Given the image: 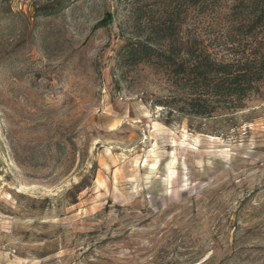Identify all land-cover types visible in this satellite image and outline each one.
Here are the masks:
<instances>
[{"label": "rangeland", "instance_id": "obj_1", "mask_svg": "<svg viewBox=\"0 0 264 264\" xmlns=\"http://www.w3.org/2000/svg\"><path fill=\"white\" fill-rule=\"evenodd\" d=\"M191 3L0 0V264H264V101L186 116L118 60L168 18L226 57L232 1Z\"/></svg>", "mask_w": 264, "mask_h": 264}, {"label": "trees", "instance_id": "obj_2", "mask_svg": "<svg viewBox=\"0 0 264 264\" xmlns=\"http://www.w3.org/2000/svg\"><path fill=\"white\" fill-rule=\"evenodd\" d=\"M212 1L192 0L191 5L201 9ZM231 1L226 57L186 47L179 42L178 26L168 18L161 28L155 26L153 34L158 38L129 42L119 51L118 60L164 69L177 90L158 104L186 116L233 114L247 108L253 98L264 101V0Z\"/></svg>", "mask_w": 264, "mask_h": 264}]
</instances>
